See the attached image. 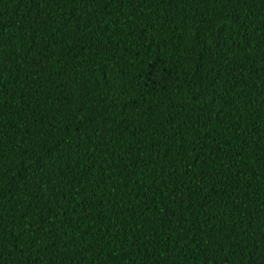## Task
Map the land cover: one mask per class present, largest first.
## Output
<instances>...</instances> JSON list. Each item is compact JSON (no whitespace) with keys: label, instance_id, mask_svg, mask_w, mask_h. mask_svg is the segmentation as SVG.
Wrapping results in <instances>:
<instances>
[{"label":"trees","instance_id":"1","mask_svg":"<svg viewBox=\"0 0 264 264\" xmlns=\"http://www.w3.org/2000/svg\"><path fill=\"white\" fill-rule=\"evenodd\" d=\"M0 264H264V0H0Z\"/></svg>","mask_w":264,"mask_h":264}]
</instances>
